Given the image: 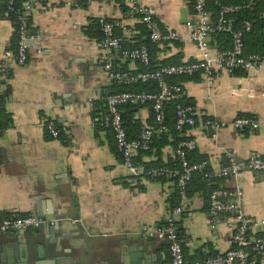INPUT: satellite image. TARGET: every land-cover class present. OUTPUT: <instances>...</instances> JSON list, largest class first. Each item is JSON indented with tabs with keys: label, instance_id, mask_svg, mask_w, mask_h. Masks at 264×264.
Segmentation results:
<instances>
[{
	"label": "crops",
	"instance_id": "crops-1",
	"mask_svg": "<svg viewBox=\"0 0 264 264\" xmlns=\"http://www.w3.org/2000/svg\"><path fill=\"white\" fill-rule=\"evenodd\" d=\"M139 2L152 10L163 30L181 37L179 44H167L161 56L181 54L182 61L194 60L199 50L188 25L195 22L193 0ZM129 10L126 0H39L30 10L35 38L25 64L17 63L11 49L14 23L0 13V96L6 124L0 131V217L35 214L45 220L40 256L30 259L36 264H115L112 253L118 264H139L138 237L151 240L161 259L171 264L169 243L150 230L173 218L175 183L130 182L113 132L94 124L115 88L95 24L104 16L118 24L123 36L132 37L139 23L130 21ZM126 67L136 70L138 64L130 61ZM182 83L200 121L252 116L260 122L256 129L227 126L215 136L199 127L188 131L213 170L225 164L228 152L238 160L264 157V70H217L212 82L201 74ZM136 117L143 126L153 121L146 105ZM49 122L60 129L59 137L50 135ZM174 157V145H166L161 159L171 163ZM218 179L219 188L234 191L233 201L258 223L251 229L253 243L264 235V172ZM185 203L179 236L187 260L202 261L232 248L235 214H211L209 196L203 192ZM61 218L66 221L58 229L55 222Z\"/></svg>",
	"mask_w": 264,
	"mask_h": 264
},
{
	"label": "built area",
	"instance_id": "built-area-1",
	"mask_svg": "<svg viewBox=\"0 0 264 264\" xmlns=\"http://www.w3.org/2000/svg\"><path fill=\"white\" fill-rule=\"evenodd\" d=\"M8 2L7 9L3 16L9 18L10 11L14 8V0H5ZM70 3L78 0H68ZM88 3L100 2L106 3L110 0H82ZM218 2V0H216ZM129 5V18L132 23H141L148 31L149 38L153 42L174 43L181 41V37L174 31H165L161 24L153 15L152 10L144 6L139 0H126ZM39 0H29L24 14L18 16L17 50L13 52L17 63L25 64L29 57L30 41L35 38L34 34L29 32L30 22L28 14L31 8L38 4ZM242 8L238 4L220 3L219 15L212 20L211 12L208 9V0H193V10L195 22H189L191 28L189 37L196 42L199 53L194 60L182 61L178 64H169L160 67L157 70H142L138 72H129L115 67L116 52L121 51L124 57L133 60H139L143 65L150 63V53L146 46L125 49L123 47L124 38L116 33L118 24L106 17L98 20L100 30L103 34L101 41L105 55V70L114 82L135 83L148 82L149 80L158 81L160 90L150 91H122L112 92L106 97V109L99 117L94 118V124L100 128H106L113 132L116 147L122 156L123 164L130 170L128 180L132 183H144L146 180L166 179L172 180L177 186L180 194V203L173 208V214L182 213L185 208L184 202L188 199L187 184L194 172L203 173V177L208 180L217 178H227L240 175L244 172H264V157L256 155L250 156L246 160H238L232 152L226 154L225 164L215 171L210 166L208 160L192 162L189 160L188 151L197 148L195 138L181 140L174 150L178 158L179 166L175 168L162 166L154 168H144L134 162V157L140 150H149L153 143L156 131L149 126H143L142 131L137 138L128 136L127 128L123 121L121 106L124 104H137L152 102V108L155 112L157 123L162 124L165 119L164 101L167 98H178L185 95L183 83L168 84L164 80L166 76H190L197 73L206 75L212 82L213 74L217 70H226L234 73L237 70L244 72H253L264 70V56L259 54L247 55L244 52V35L252 28V23L245 20L242 28H235L234 19L230 14L238 12ZM228 32L232 34L233 47L230 51L219 52L210 46L212 35ZM176 127L178 130H184L187 127H199L202 130L212 132L215 136L216 131L232 126L243 130L246 128L256 129L260 126L259 120L252 116H239L230 122L218 120L215 118H204L200 121L196 108L193 105L178 104ZM47 130L54 138L60 136L61 131L52 122L47 123ZM164 127L159 129V132ZM1 131V119H0ZM234 191L224 188H215L209 194V210L211 214L230 213L235 214L238 221V228L231 240L232 248L223 254L206 258L202 261H190L186 259L183 244L179 236L178 223L172 218L167 223L150 230V234L160 240H166L169 243L171 264H255L257 258H250L247 246L251 244L249 231L257 222L248 219L240 210L238 203L233 201ZM264 222V221H262ZM45 223L42 217L35 214L23 216L0 217V233L23 231L40 228ZM254 248L262 252L261 258L264 262V236L255 238Z\"/></svg>",
	"mask_w": 264,
	"mask_h": 264
},
{
	"label": "trees",
	"instance_id": "trees-1",
	"mask_svg": "<svg viewBox=\"0 0 264 264\" xmlns=\"http://www.w3.org/2000/svg\"><path fill=\"white\" fill-rule=\"evenodd\" d=\"M29 0H14V8L10 11L9 19L12 20L15 26V33L11 40V49L13 52L17 50V33L16 29L18 26V16L24 14L26 11V6ZM220 3L224 4H238L241 5L242 8L235 13L229 15V17L234 19L233 25L235 28H242L244 21L249 20L252 23V28L250 31L246 32L244 35V52L247 55L250 54H259L264 56V0H208V9L211 12L212 20H215L220 11ZM8 2L5 0H0V13L3 15L4 11L7 9ZM28 19L30 22V13L28 14ZM97 31L101 38H103V34L100 30V26L98 21L96 22ZM137 32L132 37H125L123 36L122 32L116 28V33L118 35L123 36L124 44L123 47L125 49H133L135 47L146 46L150 53V63L149 65H143L139 60H133L131 58H125L121 51L116 52L115 55V68L129 71V72H138L142 70H157L164 65L169 64H178L182 62L181 54H177L171 57L163 58L161 53L164 51L165 46L169 43H160V42H153L149 38V34L145 26L141 23L137 24L136 28ZM29 32L34 34L31 25L29 27ZM232 34L228 32H220L214 34L210 38V46L215 48L219 52H227L230 51L233 47L232 44ZM179 44V42H175ZM125 58V59H124ZM124 59V60H123ZM130 61H135L138 64V69L130 70L127 69L126 65ZM237 70L236 72H238ZM2 71L0 70V78H1ZM200 73L190 75V76H166L164 80L168 84H175V83H182L183 81L187 80H197L200 77ZM1 83V81H0ZM115 88L113 92H122V91H150L155 92L160 90L158 81L156 80H149L148 82H135L130 84L114 82ZM0 96V119H1V130L6 127L2 119L3 114V107H2V100ZM178 104L183 105H193L194 102L192 99L188 98L185 95L178 97V98H167L164 101V110H165V119L162 124L157 123L155 119V112L152 108V102L147 101L145 103H137V104H124L121 106L122 116L124 124L128 131V136L130 138H137L139 137L143 123L140 119L136 117L137 111L142 106H149L152 112V122L148 126L156 131L153 143L149 150H140L136 156L134 157V162L137 165H142L144 168H154V167H162L167 166L171 168H175L179 166L178 158L175 156L171 163H166L161 159L162 149L168 145H174V150L177 147L178 143L183 139L192 138L191 135L188 134V131L192 127H187L184 130H178L176 127L177 122V115L176 110ZM147 126V125H146ZM164 127V130L159 132V129ZM172 137V141L169 140V137ZM116 150L117 147H116ZM152 157V159H148ZM189 160L192 162H200L203 160H207L206 156L200 155L196 148L193 150L188 151ZM211 169V167H207L206 170ZM159 180H166V179H159ZM218 178L214 180H208L203 177V173L196 171L192 175L190 181L187 184V195L190 199L195 193L203 192L206 197L209 196L210 192L215 189L219 188ZM172 181V180H171ZM177 187V186H176ZM186 202V201H185ZM184 202V204H186ZM180 203V194L178 188H176V193L174 199L172 200V207H176ZM176 222V221H175ZM165 224V223H164ZM163 225V224H161ZM252 234L249 231L248 235ZM264 236V235H262ZM247 250L249 253L250 258H257V262L255 264H260L261 257L263 256L262 252L256 250L254 248V244H249L247 246Z\"/></svg>",
	"mask_w": 264,
	"mask_h": 264
},
{
	"label": "water",
	"instance_id": "water-1",
	"mask_svg": "<svg viewBox=\"0 0 264 264\" xmlns=\"http://www.w3.org/2000/svg\"><path fill=\"white\" fill-rule=\"evenodd\" d=\"M53 219H55V216ZM173 219L179 224V233L183 234V226L180 224L182 222V213L173 214ZM64 221H66V218H61L55 222L58 229ZM2 233L4 236L0 237V247L2 248L0 264H11L14 260H18V264H36V262L30 261V259L36 253L40 256L39 252L42 246L40 228L34 233H28L27 230ZM138 238L139 241L135 244V247L138 251L137 261L139 264H166L161 259V254L156 252L151 240H143L141 237ZM156 256L158 261L155 259ZM111 260L113 263L118 264L119 260L116 253H112Z\"/></svg>",
	"mask_w": 264,
	"mask_h": 264
},
{
	"label": "flooded vegetation",
	"instance_id": "flooded-vegetation-1",
	"mask_svg": "<svg viewBox=\"0 0 264 264\" xmlns=\"http://www.w3.org/2000/svg\"><path fill=\"white\" fill-rule=\"evenodd\" d=\"M37 229V228H36Z\"/></svg>",
	"mask_w": 264,
	"mask_h": 264
}]
</instances>
